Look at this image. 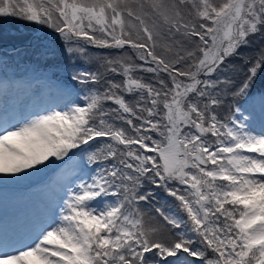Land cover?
<instances>
[{"label": "snow or ice", "instance_id": "obj_1", "mask_svg": "<svg viewBox=\"0 0 264 264\" xmlns=\"http://www.w3.org/2000/svg\"><path fill=\"white\" fill-rule=\"evenodd\" d=\"M5 20L32 33L8 58H36L31 96L41 61L72 70L0 114V184L54 170L0 221V264H264V0H0Z\"/></svg>", "mask_w": 264, "mask_h": 264}, {"label": "trees", "instance_id": "obj_2", "mask_svg": "<svg viewBox=\"0 0 264 264\" xmlns=\"http://www.w3.org/2000/svg\"><path fill=\"white\" fill-rule=\"evenodd\" d=\"M32 33L30 32V30L24 26V24L20 21H16V20H5L2 24H0V52L1 55L4 57V59L6 61H8V68H14L16 70H22L25 69L26 67L29 66H37L38 65L35 63V59L33 58V63H28L27 60L22 59L20 56H17L14 58V61L9 60V56L13 55L14 49H13V45L16 46H20L22 44H26L27 42V38L31 35ZM12 36H20L21 39L19 38H14V39H10ZM92 51H96L94 49H92ZM242 51H247L245 49H242ZM7 54V55H5ZM59 61V57L57 56V58L54 60L52 58L48 59V64L52 65L50 67H45L43 64V61H41L39 68H52L54 69V66L56 65V63H58ZM236 63H239L238 61H236ZM64 65H61L59 67H62ZM81 67L83 65H80ZM84 67V66H83ZM88 67V66H87ZM89 67H94V65H89ZM52 71V70H49ZM264 90V82L258 81L256 88L254 89V92L257 91H262ZM221 116L223 117L224 115H226V110H221ZM163 193L158 192L157 193V199L161 200V202H163ZM169 202L171 201V198H168Z\"/></svg>", "mask_w": 264, "mask_h": 264}, {"label": "rangeland", "instance_id": "obj_3", "mask_svg": "<svg viewBox=\"0 0 264 264\" xmlns=\"http://www.w3.org/2000/svg\"><path fill=\"white\" fill-rule=\"evenodd\" d=\"M14 38L21 39L20 36H12L10 39H14ZM6 78L7 79L11 78L12 80H19L18 78H15V77H13V76H11L9 74H7ZM52 171H54V170L53 169H48V170H46L44 172H41V173H38V174L32 176L28 180H25V181H22V182H19V183L0 184V187L3 186V188L0 190V195L7 194L5 196H8L13 191H16V190L20 191L21 194L23 193L27 197V199H28V201H27L28 210H30L31 206L33 208L35 207V203H36V199L35 198L36 197H38V196H43L44 197V195L42 194V192H45V189H44L43 186L47 187V185L51 181V179L47 176V174L51 173ZM42 179H44V183L45 184L41 183V181H38V180H42ZM32 183H34V184H32ZM47 189H49V188L47 187ZM35 191H36V193L30 194L31 192H35ZM48 197L49 196H47V198ZM6 198H4V199H6ZM32 203H34V204L32 205ZM12 205H14V204H12Z\"/></svg>", "mask_w": 264, "mask_h": 264}, {"label": "bare ground", "instance_id": "obj_4", "mask_svg": "<svg viewBox=\"0 0 264 264\" xmlns=\"http://www.w3.org/2000/svg\"><path fill=\"white\" fill-rule=\"evenodd\" d=\"M10 97H12V95L10 96V94H0V98L3 100V101H5V102H7L8 100H9V98ZM26 99L27 98H22V99H19V101H18V104L19 105H22V104H24L25 102V104H27V101H26ZM31 108V107H30ZM6 111L9 113V110L6 108ZM0 114H2V113H0ZM15 194H17V193H15ZM16 199L17 198H15V199H13L12 200V202H14V201H16ZM10 205V203L7 201V203H6V201H3L2 203H0V209L2 210V213H4L5 212V210H7L8 209V206ZM18 216H20V214L18 213V215H17V218H18Z\"/></svg>", "mask_w": 264, "mask_h": 264}]
</instances>
